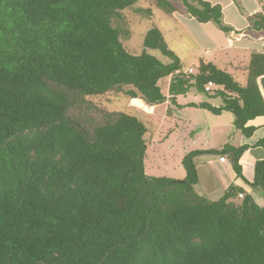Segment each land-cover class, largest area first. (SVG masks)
Segmentation results:
<instances>
[{
	"label": "trees",
	"instance_id": "trees-1",
	"mask_svg": "<svg viewBox=\"0 0 264 264\" xmlns=\"http://www.w3.org/2000/svg\"><path fill=\"white\" fill-rule=\"evenodd\" d=\"M140 1L0 0V264H264V205L235 186L217 199L196 190V158L213 154L264 199V160L253 181L244 176L248 145L187 153L184 179L150 176L139 117L106 112L89 128L69 114L111 92L160 105L168 99L160 82L171 77L173 102L192 88L220 99L191 107L230 112L246 137L264 117V52L252 54L245 85L211 61L185 72L156 27L132 54L123 12ZM156 4L177 10L171 0ZM182 4L199 23L234 30L222 5ZM249 21L247 31L264 34V8Z\"/></svg>",
	"mask_w": 264,
	"mask_h": 264
},
{
	"label": "rangeland",
	"instance_id": "rangeland-1",
	"mask_svg": "<svg viewBox=\"0 0 264 264\" xmlns=\"http://www.w3.org/2000/svg\"><path fill=\"white\" fill-rule=\"evenodd\" d=\"M171 2L179 6V1L171 0ZM244 5L247 6V2ZM242 6L238 7L241 15L243 14ZM136 9H151L152 14L148 15V12H140ZM123 14L131 30V36L124 39L123 44L130 53L141 54L145 50L143 42L147 32L156 27L164 31L168 47L182 58L185 66H188L192 53L190 46L195 40L192 36L182 37L176 32L181 28L173 26L174 20L169 13L156 4V0H141L135 8L125 10ZM116 24L119 27L122 26L120 20ZM150 52L164 63L170 62V59L159 50ZM160 86L167 97L169 91L167 79L160 82ZM86 99L91 105L75 106L69 114L89 128L103 123V114L111 111L133 114L145 123L148 129L145 136L147 143L145 164L146 173L150 176L184 179L186 171L182 165V158L185 153L196 150H219L229 138L235 145L240 144L238 140L242 138L233 124L231 113L215 115L207 110L187 107L189 102H210L213 105L218 103L196 90L179 98L178 102L182 109L175 110L171 103L166 101L156 106L152 113L136 112L129 107L128 99L119 92L86 97ZM169 109L171 111L168 114ZM208 157L211 160V167L215 171H220L219 156L210 154Z\"/></svg>",
	"mask_w": 264,
	"mask_h": 264
},
{
	"label": "crops",
	"instance_id": "crops-1",
	"mask_svg": "<svg viewBox=\"0 0 264 264\" xmlns=\"http://www.w3.org/2000/svg\"><path fill=\"white\" fill-rule=\"evenodd\" d=\"M178 1L179 6L175 5L177 10L175 12L169 13L174 20L173 26L181 28L180 31H176L180 34V36H192L195 40L194 44L190 46L192 53L188 62V66H185V64L182 62V58L178 56L184 66L185 72H188L189 69L195 70L201 60L207 62L211 61L221 69L233 74L242 85H245L247 82L248 66L251 61L252 54L254 52H264V34L262 33L261 35L259 32L247 31L251 25L249 17L262 11L264 8V0H239L240 6L243 5L242 15L239 13L240 10H238V6L233 0H205L212 3L213 5H222L224 22L234 29L230 33L223 32L213 22L206 24L199 23L194 17L188 15L185 8L183 7V0ZM246 2L247 6L244 5ZM162 32L164 38L166 39L163 30ZM166 79L168 82L167 87L169 88L171 77ZM192 90L196 89L192 88L186 94L177 96L175 102L171 100V96L168 91V99L166 101L170 102L175 110H180L182 109V106L178 102L179 98L188 95ZM205 96L209 97L207 95ZM209 98L210 100L218 101V103L214 104V106L221 105L220 99H213L211 97ZM136 100L140 101V105H136L134 103ZM200 103L203 102H189L187 107L195 108L191 107V105ZM128 105L130 108L135 109L136 112L144 113H152L155 111L156 106H158H149L139 98L128 99ZM147 108L151 109L148 110ZM170 111L171 109L168 110V114ZM248 126L256 128L250 137H246L240 130L237 129V131L240 132L242 136V138L238 140L240 144L235 145L234 142L231 141V138H229L227 143H231L235 147H240L243 145L249 146L248 150H246L241 158V164L243 166L245 178L251 182L254 179V167L256 162L259 160H264V148L258 144L259 141L264 139V117H260L251 121ZM186 154L187 153H185L183 157ZM208 156L209 155L207 154L198 156L196 158L199 173V182L196 185V190L200 194L209 197L210 199H217L225 194L230 186H235L242 188L244 191L251 194L258 204L264 205V199L262 198L261 193L253 189L236 174L228 158L222 162L220 161L219 157L218 161L220 162V171H215L210 165L211 160L208 159Z\"/></svg>",
	"mask_w": 264,
	"mask_h": 264
},
{
	"label": "built area",
	"instance_id": "built-area-1",
	"mask_svg": "<svg viewBox=\"0 0 264 264\" xmlns=\"http://www.w3.org/2000/svg\"><path fill=\"white\" fill-rule=\"evenodd\" d=\"M189 73L193 72V69L188 70ZM214 84L212 82H209L208 85L206 86V91H210L214 88ZM222 161H224V158H221Z\"/></svg>",
	"mask_w": 264,
	"mask_h": 264
},
{
	"label": "bare ground",
	"instance_id": "bare-ground-1",
	"mask_svg": "<svg viewBox=\"0 0 264 264\" xmlns=\"http://www.w3.org/2000/svg\"><path fill=\"white\" fill-rule=\"evenodd\" d=\"M134 103L136 104V105H140V101H138V100H136V101H134ZM142 105V104H141ZM148 110H150L151 108H147Z\"/></svg>",
	"mask_w": 264,
	"mask_h": 264
}]
</instances>
